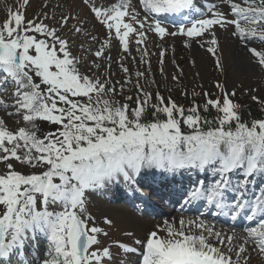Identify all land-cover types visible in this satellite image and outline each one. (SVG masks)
<instances>
[{
	"label": "snow or ice",
	"instance_id": "6c2138e0",
	"mask_svg": "<svg viewBox=\"0 0 264 264\" xmlns=\"http://www.w3.org/2000/svg\"><path fill=\"white\" fill-rule=\"evenodd\" d=\"M29 2L0 22V91L11 87V102L0 97V264H121L120 252L135 254L136 264H250L252 253L264 264V117L246 118L236 91L222 83L215 84L219 96L205 91L202 103L186 107L146 90L145 72L135 73L134 99L125 93L129 67L120 65L123 83L99 71L102 58L111 67L105 49L118 42L130 54L133 39L150 71L149 53L140 46L153 33L161 40L186 37V46L204 48L223 73L217 30L231 29L264 74V0H220L228 12L196 0H119L107 7L82 0L105 29L100 47L87 49L95 57L90 66L77 34L99 40L81 18L62 15L52 24L42 12L28 19ZM162 17L172 18L177 30L169 31ZM159 56L163 65L165 51ZM260 90L247 91L264 112ZM45 125L51 130L43 131ZM151 169L210 174L214 179L180 194L182 208L199 205L207 213L166 219L133 240L139 247L119 240L105 246L101 237L115 224L105 216L106 227L98 226L89 195L121 181L135 185ZM209 215L231 231L218 229Z\"/></svg>",
	"mask_w": 264,
	"mask_h": 264
},
{
	"label": "rangeland",
	"instance_id": "374dc122",
	"mask_svg": "<svg viewBox=\"0 0 264 264\" xmlns=\"http://www.w3.org/2000/svg\"><path fill=\"white\" fill-rule=\"evenodd\" d=\"M116 2H119V0H95L97 6L105 7ZM20 3H22V0H0V22H3L7 18L9 11L17 10ZM45 5H47V7H45ZM42 12L46 13L50 18L46 20V23L52 24H55L62 15L79 16L81 18L83 26L93 35L97 36L99 40V43H96L92 41L91 36L77 34V42H83V48L85 50L83 51V55L88 57V65L90 66L91 61L95 59V57L91 55L87 49L91 46V52H95L100 47L105 39V29L94 21L92 14L82 3V0H30L26 10L27 18L32 19ZM53 17L54 19H52ZM69 23L76 24V20L72 19ZM230 32L231 29L228 31L217 30L220 47L222 49L221 54L223 56V73L216 68L214 57L198 44L192 43L190 46H186L187 38L182 36H180V38H168L162 41L153 33H149V39L146 45L140 46L141 48H147L149 55L144 59L150 62V71H148V64L141 63V54L136 50L137 45L134 39L130 43V54L124 53L118 42H114L110 46V49H105L104 55L106 57H111V67L109 68V62L102 58V68L99 71L104 77H110L114 82L120 81L123 83L127 77L122 72L120 65L123 63L124 66L129 67L132 84L125 85V93L133 95L134 99L136 95V90L133 87L136 81L135 73L137 71H142L145 72V77L141 78L140 84L146 90H150L153 93L159 91L166 98L171 96L177 104L186 107L190 106L193 100L197 103H202V92L205 91L211 92L213 94V99L216 98V96L220 95V91L215 87V84L222 83L227 90L236 91L237 95L234 99L244 106L243 110L247 109L245 104L247 105L248 103L258 105V109L260 110V105L250 99L251 93L247 90L251 87L260 85L261 90L255 94L264 96V74L260 72L257 65L251 62V54L241 45L239 40L230 34ZM69 35L72 34L69 33ZM252 46L257 48L260 47L259 44H253ZM162 50L165 51L163 65L159 62V53ZM161 67H163V73L161 72ZM173 76L177 77L179 83H177V80L172 79ZM152 81H155V83H152ZM117 88H119V85H117ZM129 89H131V91H129ZM185 92H187V96L184 95ZM10 93L11 88L9 87V91L6 92V95L9 96ZM193 93L200 95L194 96ZM120 99H123V97H120ZM9 123L12 124V121L9 120ZM49 130H51L50 126L45 125L43 131ZM183 176L185 177V181L190 179L189 176ZM114 188L115 185L105 190L111 191ZM105 190L89 195V210L97 218L98 226L106 227L103 225V218L105 216L111 218L115 224L114 228L109 229V237H101L105 246H108L107 243L109 244L111 240H117L123 237L125 232H132L135 234L133 239H140L145 238L146 233L154 229L156 226L154 220H152L151 223L149 222L153 225L150 228L141 226V221L138 219L137 225L129 226L127 220L135 219V215L126 207L111 206L110 203L107 202V193ZM120 199H123V197ZM118 207L126 211L121 212ZM126 215L131 217L128 218ZM122 216H124V218ZM121 218L123 219L122 221L120 220ZM171 219L169 218L168 220ZM146 221L148 222V220ZM159 224L162 225L163 222ZM225 232L230 231L225 230ZM35 251L38 255L42 254L40 248ZM260 262L261 257L256 253H252L250 264H260Z\"/></svg>",
	"mask_w": 264,
	"mask_h": 264
},
{
	"label": "bare ground",
	"instance_id": "6f19581e",
	"mask_svg": "<svg viewBox=\"0 0 264 264\" xmlns=\"http://www.w3.org/2000/svg\"><path fill=\"white\" fill-rule=\"evenodd\" d=\"M10 87V86H9ZM11 88V87H10ZM0 92H2V93H0V97H3V98H5L6 100H8L9 102H11L10 100H9V97H10V95H11V93H10V95L8 96V95H6V92H4V91H0ZM191 179V178H190ZM120 198H122L121 196H119ZM111 200V199H110ZM118 209L122 212V211H126V210H124V209H121L120 207H118ZM133 215H135V214H133ZM149 216H152L151 214H148ZM128 218H130L131 216H128V215H126ZM149 216H146V217H144V218H137L136 217V215H135V219H130V220H127V224L129 225V226H135V225H137V219L139 220V221H141V226H143V227H145V228H150V227H152L153 225L152 224H150L151 222H152V219L149 217ZM123 218H124V216H122ZM151 219V220H150ZM121 221L123 220L122 218L120 219ZM146 220H148V222L146 221ZM150 220V221H149ZM150 222V223H149ZM161 221H158V220H154V223H156V224H159ZM219 229V228H218ZM41 252H42V250H41ZM29 259H31L32 258V256L31 255H29V257H28Z\"/></svg>",
	"mask_w": 264,
	"mask_h": 264
},
{
	"label": "trees",
	"instance_id": "16d2710c",
	"mask_svg": "<svg viewBox=\"0 0 264 264\" xmlns=\"http://www.w3.org/2000/svg\"><path fill=\"white\" fill-rule=\"evenodd\" d=\"M242 103V102H241ZM245 106L247 107L246 110H243L244 112V116L246 118H262L264 117V114L263 112H261L259 109H258V105H254L253 103H248L247 105L245 104ZM215 113L213 112V115Z\"/></svg>",
	"mask_w": 264,
	"mask_h": 264
}]
</instances>
